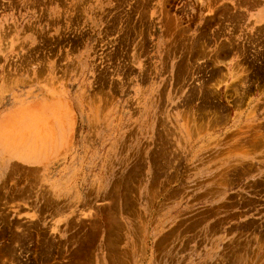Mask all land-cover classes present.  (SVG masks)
Masks as SVG:
<instances>
[{
  "label": "rangeland",
  "instance_id": "374dc122",
  "mask_svg": "<svg viewBox=\"0 0 264 264\" xmlns=\"http://www.w3.org/2000/svg\"><path fill=\"white\" fill-rule=\"evenodd\" d=\"M0 264H264V0H0Z\"/></svg>",
  "mask_w": 264,
  "mask_h": 264
}]
</instances>
